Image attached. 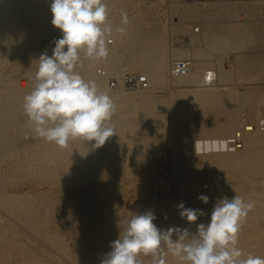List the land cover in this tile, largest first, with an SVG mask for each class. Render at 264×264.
Returning <instances> with one entry per match:
<instances>
[{
    "label": "bare ground",
    "instance_id": "1",
    "mask_svg": "<svg viewBox=\"0 0 264 264\" xmlns=\"http://www.w3.org/2000/svg\"><path fill=\"white\" fill-rule=\"evenodd\" d=\"M104 2L109 55L81 52L76 71L114 101L115 134L61 149L31 131L22 107L39 56L62 35L51 0H0V264H100L133 213L194 230L181 203L203 209L201 223L234 195L255 205L238 246L264 257V0Z\"/></svg>",
    "mask_w": 264,
    "mask_h": 264
},
{
    "label": "clouds",
    "instance_id": "2",
    "mask_svg": "<svg viewBox=\"0 0 264 264\" xmlns=\"http://www.w3.org/2000/svg\"><path fill=\"white\" fill-rule=\"evenodd\" d=\"M51 24L62 34L55 41L52 55L38 58L32 90L24 96L23 111L31 131L46 143L67 148L76 139L94 141L99 148L115 134L111 124L116 105L107 92H101L95 80H85L76 67L85 59L103 60L109 55L112 26L106 24L108 5L104 0H51ZM129 17L121 13V26L127 31ZM103 76V71H98ZM199 201L208 204L209 196ZM254 202L234 195L218 198L207 222L196 223L203 209L185 207L180 217L195 229H160L152 212L133 213L122 221L119 235L110 244L100 264H140V256H150V264H166L170 253L182 264H264V257L245 255L238 246L239 233ZM175 236V239H173ZM166 247L167 253L163 250Z\"/></svg>",
    "mask_w": 264,
    "mask_h": 264
},
{
    "label": "built area",
    "instance_id": "3",
    "mask_svg": "<svg viewBox=\"0 0 264 264\" xmlns=\"http://www.w3.org/2000/svg\"><path fill=\"white\" fill-rule=\"evenodd\" d=\"M176 70L179 72V73H182L184 70H185V64L184 62H178L176 64ZM139 79H143L142 77H139ZM126 83H127V80L125 79ZM140 82L142 84H144V81L143 80H140ZM129 84V83H128Z\"/></svg>",
    "mask_w": 264,
    "mask_h": 264
},
{
    "label": "rangeland",
    "instance_id": "4",
    "mask_svg": "<svg viewBox=\"0 0 264 264\" xmlns=\"http://www.w3.org/2000/svg\"><path fill=\"white\" fill-rule=\"evenodd\" d=\"M125 78H126V76H125ZM124 87L126 88V86L124 85Z\"/></svg>",
    "mask_w": 264,
    "mask_h": 264
}]
</instances>
